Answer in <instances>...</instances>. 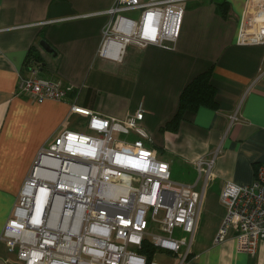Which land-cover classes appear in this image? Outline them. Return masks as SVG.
Wrapping results in <instances>:
<instances>
[{"label": "crops", "instance_id": "0c3cea01", "mask_svg": "<svg viewBox=\"0 0 264 264\" xmlns=\"http://www.w3.org/2000/svg\"><path fill=\"white\" fill-rule=\"evenodd\" d=\"M212 1L185 3L173 50L129 47L121 62H112L97 54L114 0H0V237L41 148L65 130L86 133V120L70 114L75 103L116 119L141 113L150 149L161 151L176 182L201 190L193 163L213 159L187 264H264V241L253 255L237 251L235 229L214 242L225 214L222 187L250 184L264 163V45L238 42L246 0H227L225 18ZM40 41L56 56L43 52ZM32 47L45 63L43 76L71 87L65 100L17 97L19 76L31 74L23 64ZM205 71L216 109L200 108L177 131L161 132L181 91ZM0 264H19L1 241Z\"/></svg>", "mask_w": 264, "mask_h": 264}, {"label": "built area", "instance_id": "2783aa9c", "mask_svg": "<svg viewBox=\"0 0 264 264\" xmlns=\"http://www.w3.org/2000/svg\"><path fill=\"white\" fill-rule=\"evenodd\" d=\"M191 1L199 0H114L97 56L121 62L129 47L173 50ZM238 42L264 45V0H246ZM38 71L19 76L17 97L65 100L71 87ZM70 114L87 131L65 130L39 151L0 237L8 253L19 264H187L213 159L194 161L196 190L172 180L147 147L141 113L116 119L71 103ZM219 201L225 214L214 242L235 229L237 251L253 255L264 241V163L250 184L226 182ZM145 246L154 249L150 259Z\"/></svg>", "mask_w": 264, "mask_h": 264}, {"label": "trees", "instance_id": "16d2710c", "mask_svg": "<svg viewBox=\"0 0 264 264\" xmlns=\"http://www.w3.org/2000/svg\"><path fill=\"white\" fill-rule=\"evenodd\" d=\"M214 5L220 16L225 18L228 11V1H215ZM42 64L43 60L39 52L34 47L30 48L27 52L23 68L29 70L37 66L38 69H41ZM210 73V71H205L196 75L184 87L179 95L174 115L161 127V132L168 131L173 133L177 131L179 124L185 120V115L195 113L200 108L216 109V90L210 82ZM153 252L154 249L150 246H145L141 251L142 254L148 255V259L152 257Z\"/></svg>", "mask_w": 264, "mask_h": 264}, {"label": "rangeland", "instance_id": "374dc122", "mask_svg": "<svg viewBox=\"0 0 264 264\" xmlns=\"http://www.w3.org/2000/svg\"><path fill=\"white\" fill-rule=\"evenodd\" d=\"M214 2H215V0H213L212 1V3L214 4ZM185 5V4H184ZM184 5H183V7H184ZM194 5H196V3H194ZM125 16H128V17H130V18H132V19H135V20H137L138 19V16H137V14L136 13H126V14H124ZM116 137V136H115ZM124 139H129L128 137L127 138H124ZM147 147H149V148H151V146H147ZM158 154H157V157H158V159H161V160H163V157H162V153H161V151H158L157 152ZM173 174L174 175H171V178H172V180H176V173L175 172H173ZM158 259H160V260H162V261H164V262H166V263H171L172 262V259H170V258H164V257H161V256H158Z\"/></svg>", "mask_w": 264, "mask_h": 264}, {"label": "water", "instance_id": "95a60500", "mask_svg": "<svg viewBox=\"0 0 264 264\" xmlns=\"http://www.w3.org/2000/svg\"><path fill=\"white\" fill-rule=\"evenodd\" d=\"M39 47L41 48V50L43 52H45L46 54L52 55V56H56L55 51L45 42V41H40L39 42ZM45 67V63L43 62L42 64V68L39 69L38 73L40 76H43L44 74L42 73L43 69Z\"/></svg>", "mask_w": 264, "mask_h": 264}]
</instances>
